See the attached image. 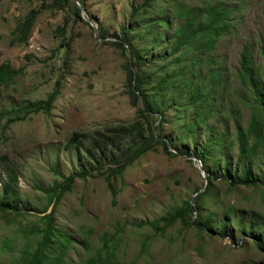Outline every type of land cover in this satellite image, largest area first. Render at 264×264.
I'll return each mask as SVG.
<instances>
[{"label": "rangeland", "instance_id": "rangeland-1", "mask_svg": "<svg viewBox=\"0 0 264 264\" xmlns=\"http://www.w3.org/2000/svg\"><path fill=\"white\" fill-rule=\"evenodd\" d=\"M58 1L0 0V63L23 69L2 88L0 97V200L14 173L19 178L14 208L20 212L0 215V264H28L45 227L41 217L55 206L46 211L50 199L46 190L82 172L90 176L76 180L74 191L65 195L55 214L59 232L73 241L68 264H264V252L255 247L253 238L242 237L238 221L242 196L225 194L224 188L219 187L218 196L207 201L205 211L218 228L229 217L228 231L236 244L219 234L214 239L201 238L198 225L185 227L177 222L166 230L164 225H151L194 202L205 183L193 162L167 155L159 143L112 179L114 194L108 181L109 169L115 167L111 160L131 142L129 138L120 142L116 131L131 126L138 108H143L142 103L137 107L130 102L124 69L129 56L108 41H99L91 25L73 16L64 35L59 29L66 14L57 8ZM146 1L86 0V11L108 30L109 37H119L122 27L132 29L129 39L147 63L142 70L143 78L149 79L145 98L157 107L159 138L172 140L190 156L202 155L203 150L207 170H217L216 176L221 177L224 163L220 161L238 158L233 145V102L244 128L254 115V99L240 87L238 75L246 48L252 52L255 69L264 72L260 55L264 0H155L132 20V12ZM180 4L198 18L197 29L202 28V14L211 17L214 9L222 7L233 11L232 29L212 50L202 47L198 36L178 47L176 31L186 25V17L174 15ZM64 39L71 46L62 47ZM211 70L222 72L221 88L227 92L224 108L214 106L208 119L205 114L211 103L202 109V95L205 100L212 93ZM194 88L200 89V100L193 97ZM59 89L50 114L26 113L29 107L49 101ZM99 131L109 142L105 151L93 145ZM77 134L84 135L80 152L70 144ZM216 135L225 144L217 150L206 148ZM260 149L264 153V142ZM100 162L106 166L103 174ZM252 162L262 164L261 156L255 155ZM193 208L191 220L197 211L202 212L201 204ZM244 224H249L247 218ZM108 241L111 249L116 246L112 261Z\"/></svg>", "mask_w": 264, "mask_h": 264}, {"label": "trees", "instance_id": "trees-1", "mask_svg": "<svg viewBox=\"0 0 264 264\" xmlns=\"http://www.w3.org/2000/svg\"><path fill=\"white\" fill-rule=\"evenodd\" d=\"M79 1H81L87 10L86 0ZM154 1L155 0H147L144 2L143 5L132 12L131 19L133 20V18H135L137 12L148 11L152 7ZM57 8L66 14L65 24L59 29L64 35L67 32L69 24L72 22V16L75 17V21L84 22L87 25H90L84 18H82L80 8L76 6L72 0H59ZM214 10L216 11H214L211 17H205L204 14H202V28L197 29L196 24L198 23V18L192 14L191 10L186 9L183 4H180L178 10L174 11V15L179 18L186 17V25L180 27L176 31L179 38L177 46L180 47L185 45L186 42H189L193 40L194 37L198 36L199 39H202V47L212 50L216 41H218L225 32L230 31L233 26L231 22L233 11L228 12L223 7ZM35 16H37L36 13ZM35 16L32 15L31 17ZM92 18L94 19V17ZM99 31L101 39L111 38L110 40H107L109 46L119 50L125 57L131 55V64L126 63L124 65L130 102L137 107L140 106V104L138 105L139 101L143 105L142 109L138 108L136 120L131 126L120 127L116 131L119 134L120 142H124L128 138L131 141L116 152L111 160V164H114L115 167L109 169L108 181L112 191L116 194L112 179L118 175H122L128 167L132 166L140 157L152 150V144L159 143V145L162 146L163 151L173 158L181 157L185 159V157L191 156L187 150H178L172 140L160 139L159 137H161V134L156 132V124L158 122V117L156 116L157 107L145 98L144 87L145 84L149 82V79H145L142 76V70L147 66V63L140 59L137 49L129 39L132 29L130 27H122L119 37H109L108 30L100 24ZM153 37L156 40L159 39V36L157 35H154ZM61 46L64 47L71 45L69 42H65L64 39ZM260 55L264 62V47H261ZM194 62L198 63L197 60ZM22 72L23 69L16 70L8 62L0 63V97L2 94V88L13 83ZM208 74L211 83L213 84V89L212 93L206 95L205 100L202 95V109H204L207 103H211L210 110L205 114V116L210 119L211 114L214 112V106H219L221 109L224 108V104L226 103L224 100L226 94L224 93L227 92V90L226 88H221V71L211 70ZM238 81L240 87H243L246 91L251 93V100L252 98L254 99L253 104L255 105L254 115L251 122L247 128H244L242 121L239 118L240 112L237 110V103L235 104V102H233V109L231 112L236 134V143L233 145L237 148L238 158L236 161L230 160V162L229 160L224 161L222 159L220 164L224 163V169L221 172V177H218L216 176L217 170L216 172H214V170L210 172L207 170L208 160L203 150L202 155L195 154L193 157L202 162L203 168L208 174L207 189L204 193L196 197L197 199L194 202L185 203L181 209L169 212L166 217L155 221L151 225L158 227L164 225L162 226V230H166V228L177 222L183 223L185 227L198 225L197 228L203 233L201 238L207 237L214 239L216 234H219L222 237L228 236V238L233 240L234 244H236L237 241L234 235L228 231L231 224L229 217L223 218L222 223L218 228L215 221L211 218L212 215L205 211L207 201L216 195L218 196L217 191L218 188L221 187L225 189V194L233 196L238 194L239 196H242V204L238 206V221L241 227L242 237L253 238L255 247L259 251L264 252V212L260 211L261 209H264V153L261 152L260 149L261 144L264 142V72L263 74H260L255 69L254 58L249 48H246L242 55ZM59 92L60 89L50 97L49 101L29 107L26 110V113L44 112L50 114L53 102L56 100ZM192 94L196 100L201 99L199 88L192 89ZM236 99L237 101L242 100L240 97H236ZM231 108L232 106H230V109ZM215 113H217V117H219L218 110L217 112L215 111ZM7 115L10 117L11 113H8ZM18 119L19 117L13 118L12 121ZM23 119H25V117ZM220 124H224V122H220ZM160 127L161 126H158L157 129ZM97 135L93 139V145H97L96 147L100 151L109 149V142L106 141V135L101 134L100 131ZM83 137L84 135L82 134H77L73 137L70 144L74 150L81 151L80 144L83 142ZM225 142L226 140L216 135L207 143L206 148L217 150L224 145ZM113 143H115V141ZM169 146H172L178 154L172 153ZM255 155H258L259 157L261 156L262 164L258 165L257 162H252V158ZM188 163L192 162L188 161ZM100 164L101 167L99 172L100 174H103L106 166L101 162ZM89 176L90 173L88 172L76 173L68 177L63 183H58L46 190L50 195L49 206H47L46 211H48L49 207L53 204L55 206L53 211L41 217L45 223V227L40 231L41 240L39 241L35 254L28 261V264H68V250L71 248L73 241L71 238L59 232L55 217L56 208L67 193L74 191L76 180L78 178L88 179ZM18 186L19 178L13 173L10 175L9 182L5 187L4 197L0 200V215L4 214L3 217L20 214L19 209L14 208L16 200L19 198V194L17 193ZM200 192L201 190L197 191L195 195H198ZM255 196L256 200H254ZM198 204L202 205V212L197 211L194 220H191L195 214L193 206H197ZM227 209L228 211H231L230 207ZM246 218L249 224H244ZM259 229L261 232L257 233V230ZM106 248L109 252V260L111 259L112 261L116 252L114 251L116 246H114V250L111 249L108 241L106 243ZM100 258H103L102 254Z\"/></svg>", "mask_w": 264, "mask_h": 264}, {"label": "water", "instance_id": "water-1", "mask_svg": "<svg viewBox=\"0 0 264 264\" xmlns=\"http://www.w3.org/2000/svg\"><path fill=\"white\" fill-rule=\"evenodd\" d=\"M76 6H78L80 8V11H81V16L82 18L85 19V21H87L95 30L96 32V38L99 39V41L101 42H104V41H107V40H110L111 38H108V39H101L100 38V31H99V25L96 24V22L91 18V16L89 15L88 11H86L85 7L83 6V4L81 3V1L79 0H72ZM129 63L131 64V55L129 56ZM135 84V83H134ZM140 104V101L138 102V105ZM170 147V150L172 151V153H175V154H178L172 146H169ZM186 160L188 161H191L194 163V165L199 169V171L201 172L202 174V177L205 181L204 183V187H203V190H201V192L197 195V197L199 195H201L202 193L205 192V190L207 189L208 187V181H207V178H208V174L206 173V171L204 170L203 168V165H202V162L198 159H196L195 157H185Z\"/></svg>", "mask_w": 264, "mask_h": 264}, {"label": "clouds", "instance_id": "clouds-1", "mask_svg": "<svg viewBox=\"0 0 264 264\" xmlns=\"http://www.w3.org/2000/svg\"><path fill=\"white\" fill-rule=\"evenodd\" d=\"M191 157H193V156H191ZM186 160V159H185Z\"/></svg>", "mask_w": 264, "mask_h": 264}, {"label": "bare ground", "instance_id": "bare-ground-1", "mask_svg": "<svg viewBox=\"0 0 264 264\" xmlns=\"http://www.w3.org/2000/svg\"><path fill=\"white\" fill-rule=\"evenodd\" d=\"M203 165V164H202Z\"/></svg>", "mask_w": 264, "mask_h": 264}]
</instances>
